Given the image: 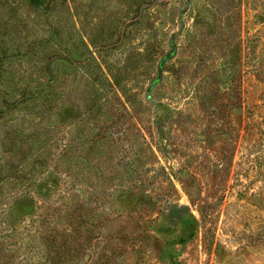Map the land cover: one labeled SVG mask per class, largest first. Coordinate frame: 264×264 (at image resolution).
Returning <instances> with one entry per match:
<instances>
[{
  "label": "rangeland",
  "instance_id": "obj_1",
  "mask_svg": "<svg viewBox=\"0 0 264 264\" xmlns=\"http://www.w3.org/2000/svg\"><path fill=\"white\" fill-rule=\"evenodd\" d=\"M0 264H264V0H0Z\"/></svg>",
  "mask_w": 264,
  "mask_h": 264
},
{
  "label": "trees",
  "instance_id": "obj_2",
  "mask_svg": "<svg viewBox=\"0 0 264 264\" xmlns=\"http://www.w3.org/2000/svg\"><path fill=\"white\" fill-rule=\"evenodd\" d=\"M34 4H45L48 0H33Z\"/></svg>",
  "mask_w": 264,
  "mask_h": 264
}]
</instances>
